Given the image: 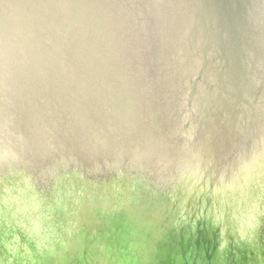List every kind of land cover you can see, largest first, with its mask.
Returning <instances> with one entry per match:
<instances>
[{
    "label": "water",
    "instance_id": "obj_1",
    "mask_svg": "<svg viewBox=\"0 0 264 264\" xmlns=\"http://www.w3.org/2000/svg\"><path fill=\"white\" fill-rule=\"evenodd\" d=\"M0 264H264V0H0Z\"/></svg>",
    "mask_w": 264,
    "mask_h": 264
}]
</instances>
